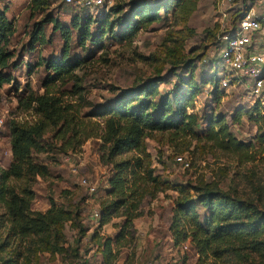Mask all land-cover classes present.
I'll return each instance as SVG.
<instances>
[{
    "label": "trees",
    "instance_id": "obj_1",
    "mask_svg": "<svg viewBox=\"0 0 264 264\" xmlns=\"http://www.w3.org/2000/svg\"><path fill=\"white\" fill-rule=\"evenodd\" d=\"M198 1H132L127 6L128 13L121 17L122 20L119 19L124 27V40L132 42L141 30L159 22L161 10L166 13L172 7L177 8L186 23ZM246 1L251 4L256 0H243ZM50 7L51 0H31L28 10L30 16H34ZM67 7L74 10L71 6ZM248 10L249 7L243 8L231 15L229 31L234 32L243 13ZM123 11L124 7L116 3L107 9H100L95 17L85 10L81 15L77 13L71 16L68 23L46 16L33 25L30 49H34L36 44H44V25L50 23L63 40V50L59 57L42 59L45 70L49 72L43 82L44 93L35 96L29 91L23 101L25 111H32L33 121H12L8 126L11 162L6 169L0 166V209L3 211L0 214V229L6 230L0 251L8 253L5 264H29L32 259H39L41 254L54 256L65 252V228L67 224H72V212L53 200H49V208L45 212L32 209L36 198L33 190L36 179H45L50 174L47 166L39 163L35 155L48 152L53 146H58L54 148L66 155L89 139L100 141L102 158L113 168L106 189L110 201L100 205L98 229L115 216L124 218L117 235L113 239L103 240L97 247L102 264L113 263L114 244L121 247V242H126L132 222L142 216V202L168 190L176 193L167 229L173 249L187 243L197 255V264L231 258L241 260L253 254L264 259V212L253 200L237 198L216 183L197 187L188 182L165 179L157 174L145 144L147 138L156 135L164 138L174 151L180 153L189 152L193 141L197 149H205L207 144H211V150L234 154L240 163L258 160L264 169V133H261L264 128V101H257L248 111L237 110L231 118L232 124H236L243 116L258 126V132L250 143L236 140L223 117L212 116L209 129L199 130V117L194 111L199 91L191 62V66H186L185 79L181 78L184 81L183 90L175 89L173 93L171 91L162 96L159 82L151 80L135 89L122 91L112 102L95 111L86 115L81 113L82 97L74 73L83 61L69 59L72 34L79 30L81 46L90 38L98 42L112 30L111 16L121 15ZM13 34L12 22L7 19L5 11L0 12V88L12 80L11 75L2 72L10 66L12 56L7 46ZM168 40L173 43L168 57L173 65L181 64L184 60L185 37L180 35L175 40ZM170 78H167L166 83ZM220 79L215 74L202 84V87H212L214 102H219L225 96L223 91L218 90ZM73 80L68 98L77 97L78 103L64 99L67 93L57 96L51 91V88L57 85L63 87L66 82ZM163 80L161 83H164ZM202 142L204 144L201 147ZM117 158L121 160L115 161ZM93 238H99L98 231L93 234ZM81 264L92 263L83 260Z\"/></svg>",
    "mask_w": 264,
    "mask_h": 264
},
{
    "label": "rangeland",
    "instance_id": "obj_2",
    "mask_svg": "<svg viewBox=\"0 0 264 264\" xmlns=\"http://www.w3.org/2000/svg\"><path fill=\"white\" fill-rule=\"evenodd\" d=\"M30 1L0 0V12L5 11L14 29L7 46L12 59L9 68L2 72L11 75L12 80L0 88V166L4 169L8 168L11 162L8 126L12 121H33L32 111H25L23 101L29 91L35 96L44 93L43 82L49 72L45 70L42 59L59 57L63 50V40L50 23L44 25V44H36L34 49H30V35L34 23L44 20L46 16L68 23L74 14L81 15L85 12L83 9L73 10L65 6L63 0H51L49 10L30 16ZM132 1L134 0H112V5L119 3L124 7V11L121 15L111 16L112 30L98 42L90 38L81 46L79 30L72 34L69 59L83 61L82 66L74 73L78 78L77 84L82 97L81 113L86 115L95 111L112 102L122 91L135 89L151 80L159 82L162 96L171 91L173 93L175 89L183 90L184 81L181 78L185 79L186 66H191L193 62V77L198 83L199 91L194 102V111L199 117L198 129L207 131L212 116L223 117L229 125V132L236 140L243 143L252 142L258 132V126L243 116H240L236 124L231 122L237 110L248 111L254 105L245 101L244 89H227L219 102H214L210 95L203 93V90L209 87H202L203 83L215 74L219 78L222 76L217 66L212 64L213 58L210 55L217 52L218 37L223 34L218 24L216 0L198 1L186 23L177 8L172 7L166 13L161 10L159 22L141 30L132 42H128L122 35L124 27L121 17L128 13L127 6ZM251 4L238 2L228 6L227 31L231 29V15L237 10L250 8ZM180 35L185 37L184 60L181 64L173 65L167 55L173 48V43L168 39L175 40ZM256 50L264 53L262 38L258 37ZM204 60L208 63H204ZM169 77L171 78L166 83ZM161 80L164 83H161ZM73 85L74 80L66 82V85L60 88L57 85L51 88V91L57 96L63 92L67 93L63 97L67 99ZM67 100L79 102L77 97ZM261 133H264V128ZM145 144L153 167L157 174H161L165 179L178 183L188 182L197 187L216 183L237 198L253 200L264 212V169L258 160L240 163L234 154L218 149L211 150V144H207L205 149H197L195 141L192 142L189 152L180 153L174 151L167 141L158 135L147 138ZM203 144L204 142L200 146ZM54 147L58 146L35 155L39 163L47 166L50 174L45 179H36L33 185L36 198L32 209L45 212L49 208V200H53L57 205L72 212L73 221L65 228L67 239L63 254L51 256L44 253L39 259H32L29 264H81L83 260H89L92 264L101 262L98 245L105 239H113L124 221L123 217L115 216L98 229L100 219L98 222L91 220L93 211H100V205L110 201L106 196V189L107 180L113 173L112 165L105 163L99 150L100 141L95 139H89L66 155L60 154ZM179 156L189 162V168L184 169L175 163V158ZM120 160L121 158H117L115 161ZM83 178L95 185L94 194H89L87 189L81 186ZM175 198L176 193L168 190L142 202V216L132 222L126 242L122 241L121 247L114 244L115 258L112 264H197V255L187 243L176 249L171 246L167 229ZM2 212L0 209V214ZM96 231L99 238L92 239ZM5 234L6 230L1 228L0 245L5 239ZM7 258L8 253L0 251V264H5ZM206 264H264V259L253 254L241 260L231 258Z\"/></svg>",
    "mask_w": 264,
    "mask_h": 264
},
{
    "label": "built area",
    "instance_id": "obj_3",
    "mask_svg": "<svg viewBox=\"0 0 264 264\" xmlns=\"http://www.w3.org/2000/svg\"><path fill=\"white\" fill-rule=\"evenodd\" d=\"M63 2L67 6L87 10L93 17L99 14L100 9H107L112 5V0H63ZM238 2L245 3L242 0H216L218 24L223 34L218 37L217 52L210 55L213 58L212 64H215L222 74L218 90L226 94L227 89L243 88L245 101L252 105L264 100V53L256 50L258 37L264 40V0L252 1V6L243 13L234 32L227 31L228 6ZM204 63L208 62L204 60ZM206 86L209 87L205 88L203 93L212 97V87ZM175 163L184 169L190 166L182 156L176 157ZM81 186L91 195L96 191L95 185L85 178L81 180ZM100 217L98 210L91 214L93 221L98 222Z\"/></svg>",
    "mask_w": 264,
    "mask_h": 264
}]
</instances>
